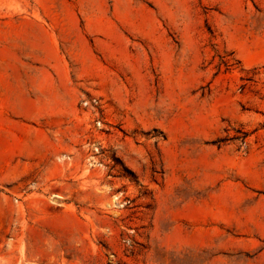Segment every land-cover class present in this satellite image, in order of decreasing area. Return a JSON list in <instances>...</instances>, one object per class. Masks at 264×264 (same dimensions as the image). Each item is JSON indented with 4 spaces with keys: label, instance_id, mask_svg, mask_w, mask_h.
<instances>
[{
    "label": "rangeland",
    "instance_id": "374dc122",
    "mask_svg": "<svg viewBox=\"0 0 264 264\" xmlns=\"http://www.w3.org/2000/svg\"><path fill=\"white\" fill-rule=\"evenodd\" d=\"M0 264H264V0H0Z\"/></svg>",
    "mask_w": 264,
    "mask_h": 264
}]
</instances>
